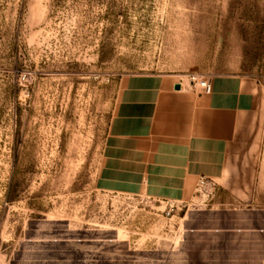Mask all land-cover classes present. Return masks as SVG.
I'll return each mask as SVG.
<instances>
[{
  "label": "rangeland",
  "instance_id": "rangeland-1",
  "mask_svg": "<svg viewBox=\"0 0 264 264\" xmlns=\"http://www.w3.org/2000/svg\"><path fill=\"white\" fill-rule=\"evenodd\" d=\"M145 74L257 96L225 179L169 214L117 190ZM0 264H264V0H0Z\"/></svg>",
  "mask_w": 264,
  "mask_h": 264
},
{
  "label": "crops",
  "instance_id": "crops-1",
  "mask_svg": "<svg viewBox=\"0 0 264 264\" xmlns=\"http://www.w3.org/2000/svg\"><path fill=\"white\" fill-rule=\"evenodd\" d=\"M211 86L206 94L187 89L172 75L126 79L122 130L129 139L121 153L122 160L132 165L119 170L123 180L117 190L145 191L150 197L178 202L193 194L202 176L218 184L225 179L230 149L248 129L257 96L252 85L236 74L218 75ZM204 217L217 224L221 215Z\"/></svg>",
  "mask_w": 264,
  "mask_h": 264
},
{
  "label": "built area",
  "instance_id": "built-area-1",
  "mask_svg": "<svg viewBox=\"0 0 264 264\" xmlns=\"http://www.w3.org/2000/svg\"><path fill=\"white\" fill-rule=\"evenodd\" d=\"M192 89L194 91H198L200 93H210L211 91V80L210 79H197L196 77H192ZM215 182L212 180V179H209L207 177H200L198 182H197V185H196V190L201 194V195H206V196H209L210 193L212 192V190L214 189L215 187ZM169 201V200H167ZM171 202L172 206L171 208L167 211V213H171V211L173 210V205L175 203H179V202H174V201H169ZM186 203V200H182L180 201V204H185Z\"/></svg>",
  "mask_w": 264,
  "mask_h": 264
},
{
  "label": "water",
  "instance_id": "water-1",
  "mask_svg": "<svg viewBox=\"0 0 264 264\" xmlns=\"http://www.w3.org/2000/svg\"><path fill=\"white\" fill-rule=\"evenodd\" d=\"M175 88H176V89H179V88H180V84H176V85H175Z\"/></svg>",
  "mask_w": 264,
  "mask_h": 264
}]
</instances>
